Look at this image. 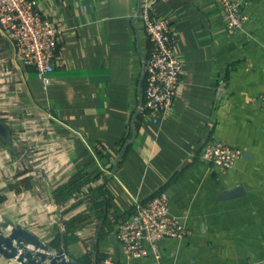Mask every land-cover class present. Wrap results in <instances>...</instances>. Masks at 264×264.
Returning <instances> with one entry per match:
<instances>
[{
    "label": "crops",
    "instance_id": "0c3cea01",
    "mask_svg": "<svg viewBox=\"0 0 264 264\" xmlns=\"http://www.w3.org/2000/svg\"><path fill=\"white\" fill-rule=\"evenodd\" d=\"M34 1L59 41L44 84L0 26V233L79 264H122L118 227L165 190L186 236L129 264H264V0H242L234 34L215 0L153 5L182 67L165 113L139 109L140 0ZM210 140L240 150L231 168L200 156Z\"/></svg>",
    "mask_w": 264,
    "mask_h": 264
},
{
    "label": "built area",
    "instance_id": "2783aa9c",
    "mask_svg": "<svg viewBox=\"0 0 264 264\" xmlns=\"http://www.w3.org/2000/svg\"><path fill=\"white\" fill-rule=\"evenodd\" d=\"M166 0H140L137 17L149 41V50L143 61V89L141 112H167L176 95L181 61L176 56L175 38L168 22L153 14V5ZM222 8L225 28L230 34L241 31L248 16L241 12L242 0H215ZM0 26L12 37L19 60L33 67L38 77L49 83L47 74L53 69V60L60 30L36 8L34 0H0ZM264 106V94L261 96ZM200 156L226 170L241 156L238 149L220 142L208 141ZM186 236L184 225L168 213V195L165 190L136 203L131 218L120 224L117 240L122 264L151 256L161 255L160 242L165 238L182 239ZM100 264H121L104 259Z\"/></svg>",
    "mask_w": 264,
    "mask_h": 264
},
{
    "label": "water",
    "instance_id": "95a60500",
    "mask_svg": "<svg viewBox=\"0 0 264 264\" xmlns=\"http://www.w3.org/2000/svg\"><path fill=\"white\" fill-rule=\"evenodd\" d=\"M0 136L8 141L10 140L9 130L1 120ZM243 191L242 187H235L227 190L222 198L237 197ZM21 232L26 238L29 237V234L24 230H21ZM0 252L12 259V264H79L71 258H67L62 248L49 251V248L44 244L33 245V242L22 240L16 229L13 230V234L10 236H4L0 233Z\"/></svg>",
    "mask_w": 264,
    "mask_h": 264
},
{
    "label": "rangeland",
    "instance_id": "374dc122",
    "mask_svg": "<svg viewBox=\"0 0 264 264\" xmlns=\"http://www.w3.org/2000/svg\"><path fill=\"white\" fill-rule=\"evenodd\" d=\"M13 260L0 252V264H12Z\"/></svg>",
    "mask_w": 264,
    "mask_h": 264
},
{
    "label": "trees",
    "instance_id": "16d2710c",
    "mask_svg": "<svg viewBox=\"0 0 264 264\" xmlns=\"http://www.w3.org/2000/svg\"><path fill=\"white\" fill-rule=\"evenodd\" d=\"M142 85H143V89H144V87H145V81H144V79L142 80Z\"/></svg>",
    "mask_w": 264,
    "mask_h": 264
}]
</instances>
